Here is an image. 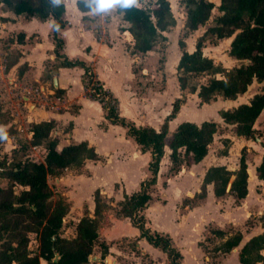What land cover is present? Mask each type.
<instances>
[{
    "label": "trees",
    "instance_id": "obj_1",
    "mask_svg": "<svg viewBox=\"0 0 264 264\" xmlns=\"http://www.w3.org/2000/svg\"><path fill=\"white\" fill-rule=\"evenodd\" d=\"M187 5L185 26L189 30H206L195 44V49L189 52L183 40L179 41L182 54L177 65V78L180 89L197 93L201 103L213 100H235L244 95L254 81H264V0H220L221 14L213 23H209L215 2L211 0H184ZM136 0L133 7L119 15L129 23L127 30L133 37V52L146 53L152 50L160 38H165L163 32L176 24L170 0H157L149 7H142ZM6 5L14 14L27 18H37L45 21L55 18L64 28L68 21L65 17L66 5L63 0L59 8L53 9L48 0H0V5ZM81 11H87L81 0H77ZM229 55L244 61L232 69L216 64L213 58L205 55L204 46L207 40L231 38ZM55 42L56 64L59 67H76L84 69L82 80L94 77L93 69L84 60L70 58L61 52L64 41L58 32L53 31ZM24 41V34H18V42ZM211 73L207 83L199 86L191 85L190 79L195 74ZM221 73L222 77L216 74ZM100 85V81H97ZM60 93L61 91L58 90ZM110 101L102 103L107 110L106 118L112 123L121 124L145 151H150L152 160L149 169L152 177L141 183L138 192L124 194L119 201L120 213L129 217L134 226L138 227L142 237L152 245L167 253L170 264H180V251L172 245L171 238L159 232H153L147 225L143 210L148 206L152 196L150 186L157 182L161 160L166 146L172 150L173 163L182 159L180 150H184L186 162L198 163L207 154L209 145L214 139L217 123L205 120L202 123L184 121L180 123L173 134H169V122L179 112L185 102L184 95L178 97L171 112L160 129L152 126H138L120 114L118 100L110 91ZM93 97V96H91ZM96 99V97H93ZM113 100V103L111 101ZM264 110V91L256 93L248 103H242L233 109L220 112L225 122L235 125L239 135L252 137L254 124ZM10 121V116L0 105V124ZM56 126L54 119L33 122L29 129L32 132L30 145L43 146L46 154L43 160H33L25 155H13L10 161L7 156L0 158V176L8 181L6 187L0 186V264H89V258L99 239L101 217L108 203L100 190L94 194L95 217L84 216L76 226L75 237L68 238L60 234L64 218L69 212V204L63 199L54 200V192L49 185V175H58L68 168H80L88 159H98L96 148L87 140L70 143L59 149V139L52 136ZM9 133V128L6 129ZM3 142V141H2ZM0 142V144L2 143ZM1 157V155H0ZM259 178L264 180V156L257 167ZM236 174L230 189L238 198L246 197L248 193V171L246 151L242 150L240 168L237 172L229 171L225 166H214L208 169L204 184L214 183L218 196L226 194L228 182ZM205 191V185L203 187ZM222 234L221 231H217ZM35 239L37 246L31 248ZM242 240V234L230 236L218 249L229 252L237 247ZM102 256L108 249L103 245ZM264 233L251 238L241 249L240 259L243 264L264 262Z\"/></svg>",
    "mask_w": 264,
    "mask_h": 264
},
{
    "label": "crops",
    "instance_id": "obj_2",
    "mask_svg": "<svg viewBox=\"0 0 264 264\" xmlns=\"http://www.w3.org/2000/svg\"><path fill=\"white\" fill-rule=\"evenodd\" d=\"M64 1L66 5L65 17L68 24L58 32L59 37L64 41L61 52L70 58L84 60L92 67L93 73L97 76L98 80H100L106 88L110 86L111 89L109 91L112 94L114 92L115 95H113L118 98L121 114L123 104L122 100L120 101V99H122L120 91L124 89L122 88L119 90L113 86L95 65L97 58L102 56V52H105L103 58L106 54V59L109 62H113L111 54H113V56L120 55V51L117 52L115 48L117 45L111 46V43H120V39H118L119 36L115 35V31L108 33L107 37H104L107 41L98 40V37L94 33L95 23H102L105 18L104 24H109L113 21L116 22L119 18L116 15L117 13L112 14L111 20H109V16L90 17L87 11H81L78 8L77 0ZM52 19L53 18H48L42 21L37 18H27L24 15L14 14L4 4L0 5V40L7 38V36H11L12 39L9 43L10 47L5 51L11 53L16 51L17 53L16 57H14L10 63H6L4 69H0V105H2L4 111L10 110L11 117L8 126L10 127L13 125L14 128L22 130L26 125H30L33 122L54 119L57 125L52 133L55 132V134L62 135L60 140L61 144L58 145L59 149L70 143L87 140L96 148L99 154L98 159H88L93 163L97 162L104 166L106 164L111 165V163L117 160L118 162L126 163L127 161H136V159L143 157L145 158L146 166H149L152 160L151 152H144L140 148V145L131 136L127 135V129L124 126V140L129 142L133 139L138 146L134 149L132 154H130V150L120 145H113L110 149L101 148L96 146L93 139L80 134V127H84V124L87 128H92L93 134H102V136L108 137L110 136V130L114 129L117 123H112L108 118L107 120L105 115L104 119L107 121V125L104 128L98 129L99 122H94L93 117L87 116L84 118L88 106L95 105L100 110L101 115H103L102 111H104V108L100 101L90 98L85 94L82 80L84 69L82 67H59L54 73L49 71L50 74L52 73L50 78L49 76L44 77V74H48L45 63L48 61L56 62L54 53L55 42L53 30L51 28ZM19 33L24 34L23 42H18ZM116 38L118 39L117 41H115ZM45 42H48V45H46ZM154 48L146 53H156ZM186 49L192 52L195 48L192 45ZM0 51L5 53L1 48ZM181 54L182 52L176 57L177 65ZM55 77L57 78V87L54 86ZM74 78L75 80H73ZM1 84L5 85L4 89L6 90H3ZM77 84H79V88L80 90L82 89V92L79 93L78 97H73V87ZM35 88H40L42 94L49 95L50 93L52 97H55L56 101L62 100L66 108L59 110L55 109L57 106L47 107L42 103L43 100L40 101L38 96L33 93V89ZM250 88L251 87H249V89ZM54 90H60L61 96L56 94ZM248 92L249 91L245 94ZM245 94L239 96L235 100L219 98L209 102L224 104L225 107L218 109V112H216V117L213 121L217 123V130L213 141L209 145L208 154L200 162L190 164H184L182 162L179 174L164 179L162 172H164V168H168L169 163L172 162V150L169 146L165 148V154L160 163L155 186L161 187L160 184H162L164 180L167 181V186L164 187L160 195L151 194L152 198L142 213L147 219L148 227L153 232H159L171 238L172 245L176 247L182 255L180 264H186L187 250H185V247L189 246L188 251H190L193 245L195 252L199 255L200 264L202 263V257L205 254L204 246L201 244L202 237L211 231L210 228L215 230L214 233H219L220 236L223 237L222 240H224V242L233 234H242L240 244L233 250L229 252L219 250L221 253L217 257L219 260L218 264H243L240 259L243 246L251 238L264 233V223L260 219V217L264 215V180L259 178L257 171V167L262 162L264 156V137L256 135L255 138H253L239 135L235 129V125L225 122L220 114L222 110L233 109L242 103H248L256 93L248 95V97H245ZM193 95L197 98V107L202 105L207 106L209 104L201 103L197 93H193ZM222 101L223 103H221ZM189 103V101L182 103V107H180L178 114L170 120L169 123L171 126L174 120L177 122H175L171 130H175L177 126L184 121H190L187 119H192L188 118L187 115L183 116L185 109L190 106ZM71 104H77L78 109L76 112L72 113V111L68 109V106ZM9 106L11 108H9ZM122 116L128 120L125 115ZM130 121L137 124L136 120ZM203 121H205V119L201 118L198 122H193L200 124ZM68 126H70V130ZM65 128L68 129L66 130ZM263 129L264 110L254 124L255 131ZM26 137L29 140L32 137V132L29 128H27ZM12 143L10 137L2 142L4 150H7V145L9 144L13 146ZM226 143H228L227 149L225 147ZM243 149L246 151L248 171V193L246 197L238 198L235 193H231L227 188L226 194L223 196L216 195L215 184L213 182L204 184L208 169L214 166H225L229 171L237 172L240 168V159ZM150 173L152 172L149 169V172L147 171L146 173L147 176H150ZM233 175L236 178V174H232V176ZM145 178L146 176L139 178L136 181L135 187L132 189L126 188V181L122 176L114 178L111 184H120V188H112L111 192H113L115 196L120 194L121 197L120 199L118 198L117 201H121L125 193L132 194L138 192L141 188V182ZM191 182H193L194 185H192ZM94 184L91 187H93ZM204 185L205 191L203 190ZM173 188L176 189V191L172 195V193H168V191ZM97 190H100L101 193L105 192L103 188L102 190L97 188ZM89 201V211H86L87 213L82 211V206L79 212L82 216L79 219L73 222L70 221L71 219L69 217L71 216V211L65 216L64 224L60 230L62 236H66L65 232L67 231L65 229L70 230L72 233L74 232L75 236L77 223L82 217H95V201L93 198ZM168 208H171V215L162 218V214L160 213H163L164 210ZM184 212L197 216V223L193 227L199 228L198 235L194 233L195 235L191 236V230L190 232L185 230L182 231V227L180 231L178 230L174 219L176 218L177 220V217L183 215ZM250 220H252V222H250ZM105 221V219L100 221L99 240L107 246L108 252L105 259H103L101 255L94 256L96 264H170L167 253L159 247L152 245L145 237H142L139 228L133 225L129 217L114 215L107 222ZM160 221H162V223H160ZM106 226H108L107 231H105ZM128 229L132 230L131 235L128 234ZM217 231H221L222 234ZM124 238L127 243L132 240V238H135L137 240L136 248L128 249L129 246L127 243H122V245H120V242H123ZM262 253L264 254V250H262ZM126 256L131 259H126ZM42 264H45V261L42 260ZM256 264H264V262L259 261Z\"/></svg>",
    "mask_w": 264,
    "mask_h": 264
},
{
    "label": "rangeland",
    "instance_id": "obj_3",
    "mask_svg": "<svg viewBox=\"0 0 264 264\" xmlns=\"http://www.w3.org/2000/svg\"><path fill=\"white\" fill-rule=\"evenodd\" d=\"M156 1L157 0H139L138 4L142 7H149L153 5ZM211 1H214L216 6L212 10L209 23H213L216 17L221 14V11L219 10L218 7L220 4V0H211ZM170 3L173 14L176 18V24L170 27L167 31L163 32L165 38H160L156 42L155 45L156 49L154 48L156 53L147 54V53L133 52V43H134L133 37L131 33L127 31L129 23L122 19V17L118 14L117 10H113L108 17L109 20H111L112 14L117 13L116 15L119 18L117 19L116 22L113 21L112 23L104 24L106 20L105 18L102 23L100 22L95 23V27H94V33L98 37V40L107 41V39H104V37H107V34L113 31L116 32L115 35L119 36L118 39H120L119 44L111 43V46L117 45L115 48L117 52L120 51V55L113 56V54H111L113 62H109L106 59L107 57L106 54L105 57L103 58L105 52H102V56L97 58L95 65L97 69H99L103 73L105 78H107L113 86H115L119 90H121L122 88L124 89L123 91H120V96L122 97L120 101L122 100V104H123V107L121 109L122 111L121 114L125 115L128 118V120H133V121L136 120V123L138 125L153 126L157 129H160L163 123L165 122V119L168 116V114L171 112L173 108V103L177 99V97H181L184 94H185L184 95L185 102L189 101L190 106L185 109L183 116L187 115L188 118H192V119H187L190 121L198 122L201 118H204L205 120H215L216 112H218V109L225 107L224 104H216V103H209L207 106L202 105L200 107H197L198 101L196 96H194L193 93H191L189 90L183 92L180 89L177 78L178 75H177V62H176V57L182 52V48L179 46V41L180 40L185 41L186 43L185 48H188L192 45L195 48L197 39L204 34L206 28L202 27L194 31L187 29L185 26L186 11H187V5L185 1L170 0ZM11 39H12L11 36H7V38L1 39L0 48L5 51L8 47H10L9 43ZM118 39L116 38L115 41H117ZM231 41H232V37L223 38V39H214L213 41L207 40L204 46V53L205 55L213 58L216 64L222 65L226 69H232L235 66H239L243 64L244 61L236 60L229 55ZM45 44L48 45V42H45ZM16 55H17L16 51L12 53L9 51H5V53L0 51V69H4L6 63H10L14 59V57H16ZM56 63L57 62H49V61L45 63L46 71H48V74H44V77L49 76L50 78L52 73H54L57 70V68L53 70ZM49 71H51L52 73L50 74ZM212 76L215 75L211 73L195 74L191 77L190 83L191 85L197 87L202 83H207ZM216 76L222 77L223 75L221 73H217ZM94 79L96 82L100 81L98 80L95 74H94ZM73 80H75V78ZM100 83L102 84L101 81ZM83 84H84L85 94L90 98H92L89 95V92L87 91L84 81ZM1 85L3 90H6L4 89L5 85L4 84ZM103 87L107 91L111 89L110 86L106 88L104 84ZM250 87L251 88L248 90L249 92L245 94V97H248V95H252L253 93L263 92L264 81L256 80ZM54 91L56 92V94L61 96V93L58 90L57 91L54 90ZM81 92L82 89L80 90L79 84L74 85L72 91L73 97H78L79 93ZM38 99L40 101L43 100L42 103H44L49 108L53 106H57V108L55 109H59V110H63L64 108H66L62 100L56 101L55 97H52L50 93L49 95L43 94L41 96H38ZM110 99L111 98H108L107 102L110 101ZM223 101L221 103H223ZM111 103H113V100L111 101ZM119 103L120 102L118 101V106L120 111ZM9 108L11 107L9 106ZM68 109H70V111H72L73 113L76 112L78 106L77 104H71L68 106ZM6 113L11 117L10 110L6 111ZM102 114L103 115H101L100 110L95 105H92L86 108V113L84 118L87 116L88 117L91 116L93 117L94 122H99L98 129L104 128L107 125L106 124L107 121L104 119L105 115L107 114V110L104 109V111H102ZM175 122L176 121L174 120L172 126L169 123L170 135L173 134V132L175 131V130H171ZM8 124L9 123L0 124V126L4 127L5 129L9 128L8 138L10 137V139L12 140L13 146L9 144L7 145V150H4V145H2L1 143L0 158L7 156V160L10 161L14 154H16V156L18 155L20 156L23 154L26 157H29L30 159L33 160H38V161L43 160L46 154V151H44L45 148L43 146L30 145L29 143L30 140L26 137L27 128H29L30 125H26L24 129L20 130L18 128H14L13 125L9 127ZM83 126L84 127H80V134L86 135L87 138L90 137L91 139H93L96 146H99L101 148L110 149L113 147V145H120L130 150V154H132L134 152V149L138 147L133 139L129 142L124 140L125 139L123 138L124 127L121 126L120 124L115 125L114 129L110 130L109 132L110 136L108 137L102 136V134L101 135L96 133L93 134L92 128H87L84 124ZM69 127L70 126H68V128ZM256 135H258L259 137L260 136L264 137V129L255 131L252 137L255 138ZM52 136L57 137L59 139V144H61L60 140L62 135L55 134L54 132L52 133ZM225 147L226 149L228 148V143L225 144ZM180 153L182 159L179 163L170 162L168 168H164L163 170L164 172H162V176L164 177V179L179 174V170L181 169L180 165L182 164V162L184 164H188V162L184 160V158H186L184 155V150L181 149ZM147 171L149 172V166L148 165L146 166V161L145 158L143 157H141L140 159H136V161H127L126 163L118 162L117 160L116 162L111 163V165L106 164L104 166L97 162L93 163L91 160H86L84 165L81 166L80 168H68L63 170L58 175H49L48 182L54 192L53 199L57 200L59 198H63L68 202L70 206L68 213H70L71 211V216L69 218L71 219L70 221L72 222L76 219H79L82 216L79 213L80 210L82 209V206H83L82 211L85 212L89 211L88 210L90 209L89 200L91 198L94 199V194L97 188L101 190L103 188L105 192H102L103 193L102 195L106 203H108V207L105 208L101 220L105 219L106 220L105 222H107L114 215L119 217L124 216L119 211L120 205L118 204L119 201H117L118 198L120 199L121 195L119 194L118 196L117 195L115 196V194L111 192L112 188L114 189L120 188V184L113 185L111 184V181L114 178H118L122 176V178H124V180L126 181V188L132 189L133 187H135L136 181L139 178L141 177L143 178L146 176V178L143 180L145 181L152 177V173L149 174L150 176H147L146 174ZM93 184H94L93 187L95 188L91 187ZM191 184L194 185L193 182H191ZM7 185H8V181L0 176V186L6 187ZM160 186L161 187H157L155 186V184L153 186H150L149 188L150 193L153 195H157V194L160 195L164 187L167 186V181L165 180L162 181V184H160ZM175 191L176 189L174 188L169 189L168 193H172L173 195ZM170 209L171 208H168L164 210L163 213H160L162 214V218L169 217L171 215ZM260 219L264 223V215L261 216ZM174 220L177 224V228L179 231L180 228L182 227V231L185 230L187 232H190L191 230V236L195 235L194 233H197V235L199 234V228L193 227L198 220L196 215H192V214L190 215L187 214V212H184L183 215H179L177 217V220L176 218ZM250 222H252V220H250ZM160 223H162V221H160ZM107 227L108 226L105 227V231H107L108 229ZM65 230L67 231V232L64 231L66 235L65 237L68 238L75 237L74 232L72 233L70 230L67 229ZM210 230L211 231H209L204 237H202L201 244L204 246L205 254L202 257L201 264H218L219 262L217 257L220 255L221 252H219L218 248L224 243V240H222L223 237H221L219 233H214L215 230L213 228H210ZM127 232L130 235L132 234L131 229H128ZM125 241L126 239L124 238L123 242L120 241L117 242H120V245H122V243L123 244L127 243ZM136 241L137 240L135 238H132V240H130L127 243L129 246L128 249H135ZM103 245L104 244L101 242V240L98 239L94 247L93 253L89 258L90 259L89 264H96L94 256L101 255V257L105 259V257L102 256V252L104 250ZM30 246L31 248H35L37 246V241L33 239ZM191 248L192 249L188 251L189 246L185 247V250H187L185 263L200 264L199 255L195 252L194 245ZM125 258L131 259L127 256Z\"/></svg>",
    "mask_w": 264,
    "mask_h": 264
},
{
    "label": "clouds",
    "instance_id": "obj_4",
    "mask_svg": "<svg viewBox=\"0 0 264 264\" xmlns=\"http://www.w3.org/2000/svg\"><path fill=\"white\" fill-rule=\"evenodd\" d=\"M136 0H81L84 8L90 14V17L109 16L113 10H118L121 14L127 9L134 6ZM49 5L53 8H59L63 0H48ZM51 28L55 32H59L60 24L53 17L51 21ZM8 139L6 129L0 126V142Z\"/></svg>",
    "mask_w": 264,
    "mask_h": 264
},
{
    "label": "built area",
    "instance_id": "obj_5",
    "mask_svg": "<svg viewBox=\"0 0 264 264\" xmlns=\"http://www.w3.org/2000/svg\"><path fill=\"white\" fill-rule=\"evenodd\" d=\"M85 85L90 96L96 97V99L98 100L103 99L104 102H107L109 96L108 94L104 93L106 92L105 88L98 82H96L94 77H92L91 79H87ZM33 93L37 96L43 95L42 90L40 88L33 89Z\"/></svg>",
    "mask_w": 264,
    "mask_h": 264
},
{
    "label": "water",
    "instance_id": "obj_6",
    "mask_svg": "<svg viewBox=\"0 0 264 264\" xmlns=\"http://www.w3.org/2000/svg\"><path fill=\"white\" fill-rule=\"evenodd\" d=\"M54 82H55V85L54 86L57 87V84H56L57 83V78L56 77L54 79ZM234 179H235V176L234 175L231 176L230 181H229V183L227 185V190L228 191L231 189Z\"/></svg>",
    "mask_w": 264,
    "mask_h": 264
}]
</instances>
